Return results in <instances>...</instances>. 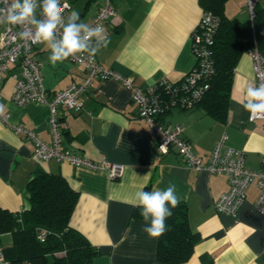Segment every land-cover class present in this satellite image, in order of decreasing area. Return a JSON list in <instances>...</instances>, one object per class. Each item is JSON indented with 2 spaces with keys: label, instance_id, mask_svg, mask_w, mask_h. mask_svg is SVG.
Returning a JSON list of instances; mask_svg holds the SVG:
<instances>
[{
  "label": "crops",
  "instance_id": "obj_1",
  "mask_svg": "<svg viewBox=\"0 0 264 264\" xmlns=\"http://www.w3.org/2000/svg\"><path fill=\"white\" fill-rule=\"evenodd\" d=\"M102 3L103 0H71V9L79 12L78 22L88 24ZM113 3L116 20L105 25L109 43L96 55L99 62L131 77L141 87L162 77L179 80L191 68V32L202 12L198 0ZM258 7L264 9V0H259ZM223 12L229 18L248 19L245 0H225ZM95 44L96 39L92 46ZM50 54L42 43L32 50L41 63L42 82L48 90L57 91L82 80L83 65L66 59L53 66L48 60ZM18 71L12 65L0 83V114H6L5 121L0 117V207L18 211L28 206L26 183L36 169L60 174L78 193L70 226L98 248L90 264H167L158 260V238H149L142 231L143 219L134 214L139 207L133 203L136 191L164 189L171 182L186 206L190 228L199 235L190 257L179 264H264V214L254 207L258 188L248 186L234 216L217 212L214 202L228 188L226 175L196 171L174 149L157 152L147 123L137 115L127 88L113 78L93 79L81 94L82 109L72 111L59 106L58 115L64 149L120 163L121 175L110 178L103 170L55 159H35L33 141L14 131L12 125L20 124L49 141V110L43 102L20 104L12 99L11 74ZM253 82L256 84L251 57L243 51L234 65L223 119L198 104L190 109L171 108L162 114L161 121L182 124L183 135L204 159L226 132L227 144L244 152V165L259 169L264 153V119L250 120L242 106L246 87ZM10 241L9 233L0 235L2 245Z\"/></svg>",
  "mask_w": 264,
  "mask_h": 264
},
{
  "label": "built area",
  "instance_id": "obj_2",
  "mask_svg": "<svg viewBox=\"0 0 264 264\" xmlns=\"http://www.w3.org/2000/svg\"><path fill=\"white\" fill-rule=\"evenodd\" d=\"M65 0H60L63 5ZM114 0H103L91 21L90 27L114 23L116 7ZM259 0H245L248 10V18L253 25L254 9ZM10 0H0V83L4 73L10 70L12 65L19 68L17 73H12L14 87L12 99L20 104L36 101L48 106V125L51 139L45 141L38 138L34 131L20 124H13L12 129L22 132L33 141L32 156L37 160L55 159L65 161L73 166H83L91 170H103L110 178L121 175L123 165L110 162L105 158L92 159L84 155L76 154L61 146V125L58 115V107L63 106L68 110L78 111L82 109L81 94L84 93L95 78H113L119 81L129 92V98L136 108L137 115L147 123V132L154 141V146L159 153H165L174 149L179 158L196 171L223 173L226 175L228 188L220 194L214 202L217 212L234 216L244 201L246 189L250 185L258 188V195L254 201L256 210L264 214V153L261 155V167L249 169L244 165V152L227 144V134L223 132L215 141L209 153L204 159L194 152L189 140L183 135L182 124H170L161 121V116L171 108L190 109L198 104L209 87V78L214 73L211 45L213 36L218 26V16L210 10L202 9L197 24L191 32V50L194 55V64L179 80H170L162 77L156 82L141 87L135 84L131 77L125 76L112 68L103 65L97 57L89 58L87 53L76 54L68 58L70 62L78 63L84 67V75L78 83L73 82L65 88L50 91L42 82L41 63L32 55L33 43L31 34H24L28 28L34 32V26L25 22V27L3 23L6 20L7 9L11 5ZM71 6V0H67ZM72 9H64L62 15L67 23V16ZM36 18L43 19L41 9L36 10ZM63 26H59L55 33L56 40L62 37ZM83 34V33H82ZM93 37L91 45L95 41ZM253 44L247 48L251 57L252 69L256 85L264 83V55L258 49L255 38ZM5 121L6 114H0ZM250 119V113L248 115ZM264 119V115L253 116ZM46 231L40 230L37 237L44 241ZM0 264H11L0 246Z\"/></svg>",
  "mask_w": 264,
  "mask_h": 264
},
{
  "label": "trees",
  "instance_id": "obj_3",
  "mask_svg": "<svg viewBox=\"0 0 264 264\" xmlns=\"http://www.w3.org/2000/svg\"><path fill=\"white\" fill-rule=\"evenodd\" d=\"M204 10L218 16L211 45L214 73L199 105L218 119L225 117L234 65L241 52L253 44V37L264 55V9L256 5L253 25L249 18H229L225 0H198ZM197 104V105H198ZM28 206L18 211L0 207V235L9 233L11 241L2 245L11 264H90L98 254L84 235L69 224L78 193L60 174L36 169L26 183ZM141 209L134 211L141 216ZM166 221L168 230L158 238L156 256L167 264L186 261L199 235L187 221L186 206L179 202ZM45 230L44 241L37 234Z\"/></svg>",
  "mask_w": 264,
  "mask_h": 264
},
{
  "label": "clouds",
  "instance_id": "obj_4",
  "mask_svg": "<svg viewBox=\"0 0 264 264\" xmlns=\"http://www.w3.org/2000/svg\"><path fill=\"white\" fill-rule=\"evenodd\" d=\"M38 7L41 9L43 19L36 18ZM70 8L67 0L63 5L60 0H41L39 4L37 0H23L22 3L21 0H13L3 23L25 27L27 21L33 25L34 32L28 28L24 34H31L33 43H42L50 49L48 60L53 66L76 54L87 53L89 58H94L101 48L107 47L109 43L103 35L104 29L78 22L80 14L75 10L70 11L67 23H64L65 17L62 12ZM61 25L62 37L56 40L55 33ZM93 37L96 38L94 47L91 45ZM242 106L250 113V119L253 116L264 115V83L258 86L254 82L247 85L246 100ZM180 199L176 185L171 182L164 189L157 188L153 191L141 189L135 192L133 206L141 209L142 231L149 238L156 239L166 233L168 230L166 221L172 216V209L178 206Z\"/></svg>",
  "mask_w": 264,
  "mask_h": 264
}]
</instances>
